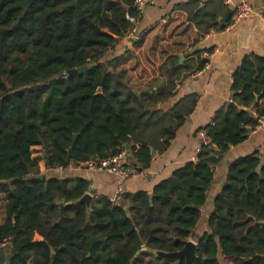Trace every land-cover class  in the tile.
I'll return each mask as SVG.
<instances>
[{"label":"trees","instance_id":"trees-1","mask_svg":"<svg viewBox=\"0 0 264 264\" xmlns=\"http://www.w3.org/2000/svg\"><path fill=\"white\" fill-rule=\"evenodd\" d=\"M225 2L177 4L139 31L143 14L134 0H0V264H147L146 256L184 249L202 218L221 155L243 144L264 116L263 57H246L236 70L232 103L197 133L208 140L197 161L152 193H124L119 205L98 197L88 214L80 203L88 181L51 172L129 147L147 168L150 147L168 146L197 108L196 94L166 112L158 105L176 97L184 75L206 67L196 48L225 29ZM128 37L136 40L132 48L105 60ZM73 70L78 74L68 76ZM36 147L43 150L46 174L33 157ZM208 228L197 237L194 264H264V152L232 162Z\"/></svg>","mask_w":264,"mask_h":264},{"label":"crops","instance_id":"crops-1","mask_svg":"<svg viewBox=\"0 0 264 264\" xmlns=\"http://www.w3.org/2000/svg\"><path fill=\"white\" fill-rule=\"evenodd\" d=\"M187 1L190 0H156L155 5L143 13V20L138 25L139 31L161 21L175 5ZM201 1L204 3L210 0ZM225 1H231V5H227V7L232 15L235 7L242 3L250 4L257 11L263 13L264 0ZM119 45V49L123 50L125 41ZM199 49L203 51L202 58L208 61L206 67L192 76L184 75L177 87L176 97L161 106L166 112L179 99L189 94H196L198 97L197 108L188 117L185 125L178 130L176 137L170 144L161 150H157L156 156L152 157L147 168L137 164L132 157L130 147L126 148L128 153L126 165L132 170V174L125 181V193L141 191L152 193L157 184L171 177L177 169L186 163L197 161L198 151L203 142L201 134L197 133L202 127L212 122L215 113L220 108L232 103V84L236 70L246 57L259 56L264 58V20L261 18H248L242 20L231 31L212 32L200 43ZM205 56H208V58H205ZM136 147L139 149V145H136ZM34 149L41 150L43 157L44 167L41 164L39 165L40 172L42 174L48 173L42 148L36 147ZM256 151L264 152V128H256L243 144L231 147L221 155L222 161L215 169L214 181L208 192L207 202L202 208V218L194 232L195 240L192 241L196 243L198 236L209 232L208 219L214 211L215 198L226 183L228 170L232 162L239 157L251 155ZM215 152L220 155L217 149ZM51 173L64 180L85 179L89 183L91 194L94 191L97 193L94 195L93 201L98 197L111 198L117 190L118 179L115 176L89 171L83 169L80 165H72L65 170L57 169ZM0 198H2L0 204L4 213V217H0V220L4 222L5 200L2 194H0ZM36 240H41V238L36 236ZM7 246H10V244ZM10 251L11 246L10 250L6 252L7 263L11 257Z\"/></svg>","mask_w":264,"mask_h":264},{"label":"built area","instance_id":"built-area-1","mask_svg":"<svg viewBox=\"0 0 264 264\" xmlns=\"http://www.w3.org/2000/svg\"><path fill=\"white\" fill-rule=\"evenodd\" d=\"M156 0H134V7L139 13H144L148 8H151L155 5ZM226 5H231V1H227ZM248 18H261L264 20V14L257 11L252 5L247 3L239 4L235 7L234 13L231 16L229 22L226 24V27L221 32H228L234 29L242 20ZM127 19L131 22H135V18L127 16ZM208 58V56H205ZM264 128V116L258 119V127ZM202 141L205 145H208V140L204 134H201ZM198 151V154L200 153ZM127 151L123 150L119 155L114 157H108L103 160H91L82 165L83 169L98 172L106 173L115 176L118 179L117 190L113 197L109 198L111 203L114 205H119L121 197L125 193V181L131 176L132 170L127 167ZM90 191L88 193H91Z\"/></svg>","mask_w":264,"mask_h":264},{"label":"water","instance_id":"water-1","mask_svg":"<svg viewBox=\"0 0 264 264\" xmlns=\"http://www.w3.org/2000/svg\"><path fill=\"white\" fill-rule=\"evenodd\" d=\"M231 16H232V12L230 10L226 11V14L224 15V17L220 19L221 24L222 25H226L229 22ZM135 43H136V40L134 38H132V37L127 38L125 40V48H124V50L132 48V46ZM196 49L199 50V48H196ZM188 56H189V54H186L185 56L184 55H180V57H179L180 60H179L178 65H180V66L183 65L184 61H185V58L188 57ZM88 69H89L88 67H85V68L81 69L79 72L83 73V72L87 71ZM77 74H78V70H73V71H70V72L67 73V75L71 76V77H75ZM101 93H102V89H99L98 90V94H101ZM161 106H162V103H159L158 110L161 109ZM76 138H77V135L75 136V139ZM74 144L75 143L72 144V147H74ZM142 146L143 147H147L148 144L146 142H142ZM212 150L216 151L215 148H212ZM150 151H151V156L154 158L156 156V154H157V151L153 147H150ZM69 157L71 159L73 157V150L72 149L69 152ZM96 194H97L96 191H94L92 194L91 193H87L80 200V203H83V204L86 205V207L88 209V214H90V212H91L93 198H94V195H96ZM120 203H121V201H120ZM62 208H63V206H62ZM132 230H135V228H133ZM196 248H197V244L196 243H194L192 241H186L184 249L182 251H180V252L171 253V254L163 253V252H157V253H154V254H156L159 257L165 258V259L178 261V263H181V262L184 261L185 264H194L195 260L197 259ZM144 250H146V249H144ZM137 255L139 256L140 253H138Z\"/></svg>","mask_w":264,"mask_h":264},{"label":"rangeland","instance_id":"rangeland-1","mask_svg":"<svg viewBox=\"0 0 264 264\" xmlns=\"http://www.w3.org/2000/svg\"><path fill=\"white\" fill-rule=\"evenodd\" d=\"M120 48V45H118V46H116V48L115 49H113V50H111V52L105 57V60H109V59H111L112 57H114V56H116V54H118L119 53V51L121 50V49H119ZM33 157L34 158H36L37 160H38V163H39V165L41 164L43 167H44V162H43V157H42V154H41V150H39V149H34L33 150ZM2 198H0V202H2V200H1ZM0 217H4V213H3V208H2V206H1V204H0ZM192 241V240H195V237H191L188 241ZM192 242H194V241H192ZM195 243V242H194ZM196 244H197V241H196ZM8 250H10V246H6L5 247V251L7 252ZM155 255L156 254H152V255H150V256H146V257H144V261L147 263V264H166L165 262H163V261H160V262H157L156 260H155ZM221 262H222V259H221ZM178 262H175V261H173V262H170V263H168V264H177Z\"/></svg>","mask_w":264,"mask_h":264}]
</instances>
